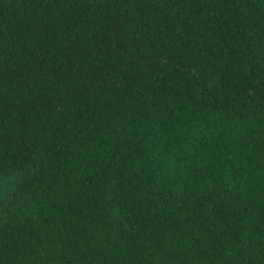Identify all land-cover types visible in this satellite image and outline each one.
Here are the masks:
<instances>
[{
  "label": "trees",
  "instance_id": "obj_1",
  "mask_svg": "<svg viewBox=\"0 0 264 264\" xmlns=\"http://www.w3.org/2000/svg\"><path fill=\"white\" fill-rule=\"evenodd\" d=\"M0 264H264V0H0Z\"/></svg>",
  "mask_w": 264,
  "mask_h": 264
}]
</instances>
